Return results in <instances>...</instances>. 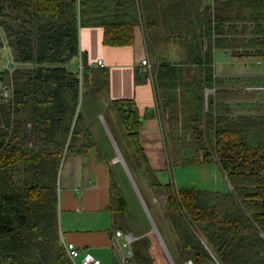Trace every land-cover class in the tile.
I'll use <instances>...</instances> for the list:
<instances>
[{
  "label": "trees",
  "instance_id": "16d2710c",
  "mask_svg": "<svg viewBox=\"0 0 264 264\" xmlns=\"http://www.w3.org/2000/svg\"><path fill=\"white\" fill-rule=\"evenodd\" d=\"M82 27H102L109 46L133 45L142 29L148 50L151 42L160 56L151 69H135L136 84L152 79L156 110L141 113L128 97L109 99L107 107L164 197L172 244L152 216L174 263L264 264V113H235L228 101L259 92L225 86L215 63L217 49L264 61V0H0V42L4 33L19 65L13 98H0V264H75L59 237V173L67 157L99 150L82 103L110 89L109 69L85 59ZM160 43L179 53H158ZM7 77L3 72L0 81ZM207 88L215 90L208 97ZM157 115L169 168L215 164L229 191L160 179L165 171L147 165L141 142L143 120ZM128 208L112 169L114 230L130 232L120 225ZM132 245L129 264H170L153 234ZM112 264H119L116 255Z\"/></svg>",
  "mask_w": 264,
  "mask_h": 264
},
{
  "label": "crops",
  "instance_id": "0c3cea01",
  "mask_svg": "<svg viewBox=\"0 0 264 264\" xmlns=\"http://www.w3.org/2000/svg\"><path fill=\"white\" fill-rule=\"evenodd\" d=\"M103 34L102 27H82L80 30V47L86 61L96 66L99 59L104 60L110 73V89L109 93L102 90L92 94L82 103V110L98 139L99 150L93 148L86 156H69L65 159L58 181L59 227L60 238L74 243L79 252L75 260L80 256L81 262L85 253H91L101 261L100 264H112L116 230L109 210L111 170L117 173L121 183L124 179L117 166L118 145L113 135L114 132L121 136L122 132L113 112L107 107L108 102L115 98H134L139 110L144 113L146 110H156L157 100L152 79L142 84L135 83V69L142 66L141 60L147 57L151 67L155 63L142 29L137 30L133 45H105ZM160 53L175 58L179 49L165 47ZM103 111L108 112L114 129ZM141 142L152 167L164 170L161 175L170 177L175 183L174 169L176 172L182 170L184 174L194 172L192 168H169L163 122L158 115L143 120ZM188 179L185 177L181 180L186 183L194 181ZM127 226L131 228L130 231L136 232L130 218ZM147 233L150 231L144 232Z\"/></svg>",
  "mask_w": 264,
  "mask_h": 264
},
{
  "label": "rangeland",
  "instance_id": "374dc122",
  "mask_svg": "<svg viewBox=\"0 0 264 264\" xmlns=\"http://www.w3.org/2000/svg\"><path fill=\"white\" fill-rule=\"evenodd\" d=\"M162 48L167 47L165 44L160 43ZM150 53L152 51V43L149 42ZM166 51V50H165ZM160 53V51H158ZM160 55V54H159ZM159 57L158 55H155ZM153 54V58L156 57ZM153 59V61H154ZM246 61V62H245ZM259 61V63H257ZM158 62V59L157 61ZM215 63L216 70L219 73H223L226 76V81L224 82L225 86L232 87L234 91H242L244 93H251L256 91L257 97L255 98H246L240 97L234 100H228L231 104L235 113H264L263 111H257L256 107L260 106L261 102H264V61L262 59H238L231 56L230 53H226L223 49H217L215 53ZM155 65V64H154ZM225 72V73H224ZM257 75L254 78V82L251 79V76ZM225 79V78H224ZM256 88V89H254ZM209 89V88H208ZM215 90L213 89V93ZM107 120L113 127L109 114L106 111H103ZM102 113V114H103ZM114 129V127H113ZM163 134L165 132L163 129ZM117 135V133H116ZM119 143L121 145V150L117 146L118 156L116 159L117 166L121 169V175L123 181L121 187L124 191V194L127 198L128 204L130 205L128 211L120 221L121 226L129 225V218L134 225L135 235L137 237L143 236L145 231H150L153 234L161 247L158 251H163L165 258L167 257L165 253L166 244L162 238L161 233L156 227L155 219L158 220V226L162 229L168 243H173V236L168 229L166 219L164 218V197L161 193H155L149 182L144 176L143 169L139 166V161L135 158V155L132 154V149L128 145L127 141L123 137L117 135ZM116 147V145H115ZM126 159V160H125ZM147 165L152 166L151 161L147 160ZM192 168L194 172L184 174L182 170L178 172L173 170L175 175L176 184L179 188L181 187H205L212 190H218L221 192H227L230 190V186L222 175V173L215 167V164L210 165H199V166H190V167H181ZM160 174H158L159 176ZM189 177L190 180H194L192 183L188 181L181 180L182 178ZM168 176H160L162 181L169 180ZM188 179V180H189ZM175 181V180H173ZM213 182V183H212ZM128 214V215H127ZM155 219H154V217ZM143 215V217H141ZM129 216V218H128ZM141 217V218H140ZM133 232V231H130ZM149 234V233H147ZM145 234V235H147ZM161 240V242H160ZM162 251L160 253H162ZM168 259V258H167ZM77 263L80 262V256L76 260ZM189 264V263H187Z\"/></svg>",
  "mask_w": 264,
  "mask_h": 264
},
{
  "label": "built area",
  "instance_id": "2783aa9c",
  "mask_svg": "<svg viewBox=\"0 0 264 264\" xmlns=\"http://www.w3.org/2000/svg\"><path fill=\"white\" fill-rule=\"evenodd\" d=\"M246 62V61H245ZM259 63V61H257ZM106 64L104 60L99 59L96 62V66L104 67ZM141 65L150 68L151 63L147 57L141 60ZM18 63L15 60L13 51L8 44V41L4 35L1 34V42H0V75L3 72H6L8 77L5 81H0V98L3 99H12L14 96V72L18 68ZM209 94H213V88H207L205 91L206 97ZM230 187L232 188L231 184ZM138 237L133 232H126L122 229H118L115 232V238L113 241V250L115 252L116 257L119 260V264H127L129 259H131L134 255L133 252V242ZM61 239V238H60ZM61 243L65 246L68 255L73 260L75 264H100L99 259H95V257L91 253H85L82 257L80 263L76 262V256L78 255V250L74 243L66 242L64 239H61ZM167 257L170 259L168 253H166ZM168 259V260H169ZM189 264H193L191 261Z\"/></svg>",
  "mask_w": 264,
  "mask_h": 264
},
{
  "label": "water",
  "instance_id": "95a60500",
  "mask_svg": "<svg viewBox=\"0 0 264 264\" xmlns=\"http://www.w3.org/2000/svg\"><path fill=\"white\" fill-rule=\"evenodd\" d=\"M160 242H161V240H160ZM165 253H168L169 256H170V259L167 257V258L169 259L170 264H175L174 261H173V259H172V257H171V255H170V252H169L168 249H167V247H166V249H165Z\"/></svg>",
  "mask_w": 264,
  "mask_h": 264
},
{
  "label": "bare ground",
  "instance_id": "6f19581e",
  "mask_svg": "<svg viewBox=\"0 0 264 264\" xmlns=\"http://www.w3.org/2000/svg\"><path fill=\"white\" fill-rule=\"evenodd\" d=\"M106 67V66H105ZM120 203V202H119ZM130 206V205H129ZM136 229V228H135ZM133 233H134V231H133ZM145 235V234H144ZM60 237V236H59ZM116 263H117V261H116ZM129 264V263H128Z\"/></svg>",
  "mask_w": 264,
  "mask_h": 264
}]
</instances>
